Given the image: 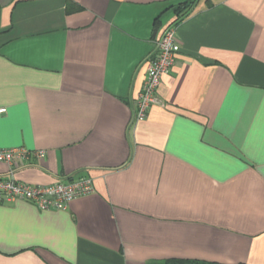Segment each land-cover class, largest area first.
<instances>
[{
	"label": "crops",
	"instance_id": "crops-1",
	"mask_svg": "<svg viewBox=\"0 0 264 264\" xmlns=\"http://www.w3.org/2000/svg\"><path fill=\"white\" fill-rule=\"evenodd\" d=\"M187 1L0 0V148L45 151L19 180L95 185L66 209L0 204V264H264V0H196L164 104L131 122Z\"/></svg>",
	"mask_w": 264,
	"mask_h": 264
},
{
	"label": "built area",
	"instance_id": "built-area-1",
	"mask_svg": "<svg viewBox=\"0 0 264 264\" xmlns=\"http://www.w3.org/2000/svg\"><path fill=\"white\" fill-rule=\"evenodd\" d=\"M180 47L177 40V23L173 21L165 26L155 41L152 54L145 60L146 77L136 101L132 123L147 118L152 105L164 104L158 96V89L163 76L175 66ZM6 111V107H0V113ZM34 157L43 159L45 151L28 149L23 146L0 148V161L11 165L7 176L0 175V204L27 200L36 204L41 210L66 209L76 197L95 191L94 180L91 176H80L69 180L60 179L50 184H32L17 179L14 170L23 167Z\"/></svg>",
	"mask_w": 264,
	"mask_h": 264
},
{
	"label": "trees",
	"instance_id": "trees-1",
	"mask_svg": "<svg viewBox=\"0 0 264 264\" xmlns=\"http://www.w3.org/2000/svg\"><path fill=\"white\" fill-rule=\"evenodd\" d=\"M196 0H190L187 1L185 3H183L182 5H179L176 8V14H177V18L174 20V22H176L178 24V22H180L186 15H188L194 5ZM73 8H69V10H72ZM72 177H70V179H72ZM151 264H222L219 262H213V261H207V260H200V259H178V258H170V259H165L163 261H159V262H153ZM244 264V263H241Z\"/></svg>",
	"mask_w": 264,
	"mask_h": 264
}]
</instances>
